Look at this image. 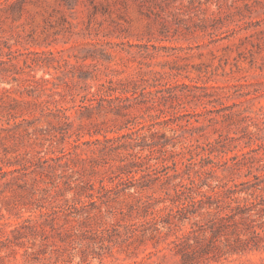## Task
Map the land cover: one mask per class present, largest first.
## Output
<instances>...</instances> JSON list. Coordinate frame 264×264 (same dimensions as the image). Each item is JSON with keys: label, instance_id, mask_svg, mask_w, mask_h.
Returning a JSON list of instances; mask_svg holds the SVG:
<instances>
[{"label": "rangeland", "instance_id": "374dc122", "mask_svg": "<svg viewBox=\"0 0 264 264\" xmlns=\"http://www.w3.org/2000/svg\"><path fill=\"white\" fill-rule=\"evenodd\" d=\"M108 81L115 94L135 85L165 96L160 108L174 119L154 129L175 151L188 141L218 139L211 157L220 166L211 183L249 189L264 200V0H0V264L44 258L50 264H181L173 241L191 223L150 222L164 206L159 182L94 200L78 189L91 185L98 196L100 182L111 187L118 167L131 159L120 158L147 154L139 147L110 150L127 145L116 139L129 133L127 122L145 105L119 115L72 109ZM166 85L176 87L170 97L158 92ZM54 101L68 108L70 125L41 116L42 105ZM78 132L98 133L82 141H113L104 145L109 150L71 148ZM62 148L69 155L36 168L38 157L60 155ZM161 157L136 161L135 178ZM178 171L184 172L180 163ZM146 196L152 200L142 209L137 200ZM69 205L76 208L64 211ZM193 220L205 223L207 216ZM183 240L194 246L191 235ZM262 245L220 259L203 255L195 264H264Z\"/></svg>", "mask_w": 264, "mask_h": 264}, {"label": "trees", "instance_id": "16d2710c", "mask_svg": "<svg viewBox=\"0 0 264 264\" xmlns=\"http://www.w3.org/2000/svg\"><path fill=\"white\" fill-rule=\"evenodd\" d=\"M174 89H176L175 86L166 85L158 92L167 93L170 97ZM115 92L114 82L108 81L107 84H100L95 91L88 90L87 94H84L78 103L73 105L72 109L79 114H90L94 110L108 109L119 115L129 108L135 109L136 106L145 105L139 115L127 122L126 127L129 133L116 139L118 141L119 139L128 140L127 145H120L114 150H110L130 149L134 151L139 147L140 151L147 150V154L142 157L135 152H128L127 157L120 158V162H125L128 158L131 159L118 167L119 173L115 174L111 187L107 188L102 184V181L100 182L101 184L97 190L98 196H93L91 185L84 189V186H80L78 189H81L84 193L87 192V197L94 200V197L103 198L104 195L113 190L130 193L131 191L152 189V185L159 182L163 189L164 198L158 202L164 204V206L157 213L164 212V215L161 216L152 212L150 222L160 217L162 224L170 227L185 221L191 223L188 234L177 237L176 241H173L175 254L180 256L181 264H195L197 258L208 254H213L210 259H220L227 255H239L261 249L264 242V219L255 225L253 223L256 222L254 219L264 217L263 198L260 195H254L252 192L248 193L249 189H237V186L227 187L226 183L221 182L211 183V176L220 166L211 157L213 145L219 144L218 139L206 145H202L198 140L188 141L180 150L175 151V143H172L164 133L154 129L155 126L166 125L171 119H174L170 118V113L167 110L160 108V99L165 100V96L156 98L155 92L146 91L145 87L138 89L135 85L130 89H120V94H115ZM175 96L176 94L173 95V97ZM52 103L53 107L49 106V103L42 105L40 108L41 116L52 114L54 118L61 120L62 124L70 125V116L67 114L68 108L63 107L57 101ZM177 108L178 110L182 109L181 105H178ZM179 113L180 111L176 110L172 116L178 119ZM143 130H146L147 133L141 134L144 132ZM84 134L81 132L75 134L74 139L69 143L71 148L75 149L78 144L82 143L94 146L95 149L102 146L103 151L106 149L105 143L113 141L112 139H105L104 144H102L103 140L99 139L82 141ZM93 134L98 133L87 132L85 135L92 137ZM71 136L69 135L66 138H71ZM146 137L149 138L150 142L146 145H139L138 141H142ZM62 140L65 139L62 138ZM168 147L172 148L169 152H167ZM94 151L92 150V152ZM59 154L49 158L38 157L35 161L36 168L40 170L48 169L50 168L49 162L57 163L66 155H69L63 148L60 149ZM155 154L162 156L160 163L144 168L141 171L142 174L135 178L134 173L136 172L133 171V167L137 163L136 161L152 160ZM246 154L248 152L243 153V156ZM179 163L184 168L182 174H179L178 171ZM254 178L258 179V177ZM203 188H206V190H202ZM242 194H244V197L239 198ZM145 198L144 201L137 200L142 209L148 207L149 201L152 200L150 196ZM138 205L134 204L133 206ZM75 208V205H69L64 211ZM54 213L53 210L44 215ZM203 215L207 216L205 223L196 220L190 222L191 218H198ZM152 224L156 225L158 223L154 222ZM145 229L146 227L143 228L142 232ZM135 231H132V233ZM189 235L194 240V246L183 240ZM221 239H223V242ZM40 264H50V261L48 258H44L40 261Z\"/></svg>", "mask_w": 264, "mask_h": 264}]
</instances>
